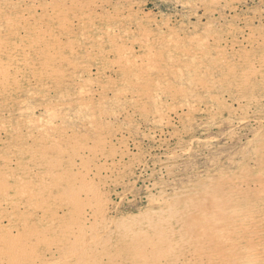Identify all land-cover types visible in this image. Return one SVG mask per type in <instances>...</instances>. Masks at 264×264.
I'll return each instance as SVG.
<instances>
[{
    "label": "rangeland",
    "instance_id": "rangeland-1",
    "mask_svg": "<svg viewBox=\"0 0 264 264\" xmlns=\"http://www.w3.org/2000/svg\"><path fill=\"white\" fill-rule=\"evenodd\" d=\"M0 264H264V0H0Z\"/></svg>",
    "mask_w": 264,
    "mask_h": 264
}]
</instances>
